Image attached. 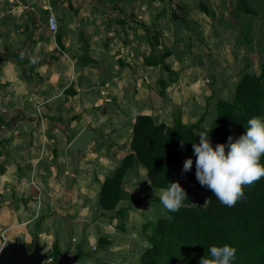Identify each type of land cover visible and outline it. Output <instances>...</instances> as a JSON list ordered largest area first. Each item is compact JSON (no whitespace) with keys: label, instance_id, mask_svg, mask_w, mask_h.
Instances as JSON below:
<instances>
[{"label":"crops","instance_id":"crops-1","mask_svg":"<svg viewBox=\"0 0 264 264\" xmlns=\"http://www.w3.org/2000/svg\"><path fill=\"white\" fill-rule=\"evenodd\" d=\"M263 57L264 0H0V250L58 245L79 260L90 208L117 214L99 205L101 184L130 151L136 117L207 130ZM85 129L95 137L76 161ZM127 224L106 244L123 256L135 247ZM147 248L116 262L141 264Z\"/></svg>","mask_w":264,"mask_h":264},{"label":"trees","instance_id":"trees-1","mask_svg":"<svg viewBox=\"0 0 264 264\" xmlns=\"http://www.w3.org/2000/svg\"><path fill=\"white\" fill-rule=\"evenodd\" d=\"M251 118L264 121V58L258 73L242 75L231 101L218 102L215 120L203 131L209 135L213 148L227 145L229 136L235 142L246 134ZM198 133L195 125H186L179 115H175L172 125L157 123L150 115H138L130 152L114 174L102 182L99 205L122 217L125 209L120 204L126 198L124 180L134 166H141L153 190V202L160 203V190L170 183L178 182L188 196L179 211L167 212L145 225L151 230V245L143 251L141 264H200L208 255V248L225 244L236 249L232 264H264V178L246 186L244 196L234 207L221 204L196 178L193 143H199ZM227 151L226 148V154ZM189 158L193 167L184 173V161ZM261 163L264 164V156ZM104 240L99 242L106 245Z\"/></svg>","mask_w":264,"mask_h":264},{"label":"clouds","instance_id":"clouds-1","mask_svg":"<svg viewBox=\"0 0 264 264\" xmlns=\"http://www.w3.org/2000/svg\"><path fill=\"white\" fill-rule=\"evenodd\" d=\"M247 123L246 134L235 142L229 136L227 145L218 144L213 148L209 135L204 131L198 133L199 143H193L198 182L228 207H234L244 196L246 186L264 178V164L261 163V157L264 156V121L251 118ZM180 147L184 148L183 141ZM192 167L193 160L186 159L182 172L187 173ZM186 198L187 193L178 182L170 183L169 187L160 190V204L166 212L179 211ZM152 208L151 203L148 210ZM235 255L236 249L230 245L211 246L200 264H232Z\"/></svg>","mask_w":264,"mask_h":264},{"label":"rangeland","instance_id":"rangeland-1","mask_svg":"<svg viewBox=\"0 0 264 264\" xmlns=\"http://www.w3.org/2000/svg\"><path fill=\"white\" fill-rule=\"evenodd\" d=\"M221 73L222 71L220 68H215V74L220 75ZM129 152L130 151L117 153L116 156L118 155L124 157ZM135 172H137V174H135ZM135 172L128 173L123 184L126 198L121 205L126 208L131 207L128 209H131V211H129L130 213H128V217L126 215H124V217L114 216L113 213L106 215L103 212L100 213L93 211V207L90 208L92 209V211H90L92 217H87L85 220L87 223L86 225L83 224L82 227L83 233L79 232L78 236L76 237L77 243L80 244L81 248L79 250L81 252L80 259L76 264H117L116 261H121L123 259L133 260L139 250L150 247L151 242L149 240V233L151 230L149 228H145V225L152 221L155 222L158 219V217H156L157 215L159 217L166 216L167 212L162 208L160 203L147 199L145 194H147L146 190L149 189V183L147 178H144L146 174H144L143 170L140 169H136ZM192 187L195 188L193 185ZM152 202L154 203L152 204L153 208L148 210ZM125 222H128L127 227L130 228L131 231L130 233H126L129 235V237L132 239V243L135 245V247L132 246L131 248H126V251H128L125 254L126 256H123L122 252L118 253L119 249L114 252L109 249V245H104L99 242L100 239H95L97 236H100L101 239H106V241L112 243L114 241L115 229L118 231V228L121 227V225H125ZM123 229H126L125 226ZM91 230L93 231V234L91 235L94 237L88 235ZM56 248H58L59 251L60 247L58 245ZM56 248L53 250L54 252L51 251L49 255L51 257L47 262L45 261L46 264H52L58 260L59 256L57 255ZM138 262L139 261L134 260L133 264Z\"/></svg>","mask_w":264,"mask_h":264},{"label":"water","instance_id":"water-1","mask_svg":"<svg viewBox=\"0 0 264 264\" xmlns=\"http://www.w3.org/2000/svg\"><path fill=\"white\" fill-rule=\"evenodd\" d=\"M95 134L85 129L71 144L70 150L75 155L77 161L80 152L86 151ZM48 254L43 252V248L37 243L32 251L22 242H12L5 245L0 250V264H45ZM79 256H71L68 252L61 254L58 260L52 264H74Z\"/></svg>","mask_w":264,"mask_h":264},{"label":"built area","instance_id":"built-area-1","mask_svg":"<svg viewBox=\"0 0 264 264\" xmlns=\"http://www.w3.org/2000/svg\"><path fill=\"white\" fill-rule=\"evenodd\" d=\"M49 1L63 2V1H66V0H49ZM48 26H49L51 31L57 32L58 28H59L57 18L54 17V16H50L49 19H48Z\"/></svg>","mask_w":264,"mask_h":264}]
</instances>
